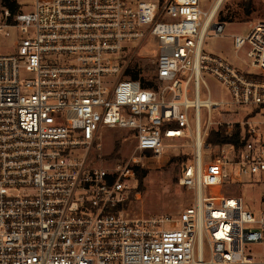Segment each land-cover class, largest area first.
I'll use <instances>...</instances> for the list:
<instances>
[{
  "label": "built area",
  "instance_id": "1",
  "mask_svg": "<svg viewBox=\"0 0 264 264\" xmlns=\"http://www.w3.org/2000/svg\"><path fill=\"white\" fill-rule=\"evenodd\" d=\"M216 1L205 10L200 0H32L11 22L4 10L0 35L21 37L0 51V264H264L250 249L264 242V211L245 208L238 190L264 175V140L246 137L245 118L264 109V21L230 35L240 63L209 54L210 29H226L218 10L208 22ZM148 36L154 79L133 78ZM207 74L229 99L212 98ZM236 124L238 145L207 143L210 129ZM105 128L130 131L140 156L192 137L180 184L194 203L174 217L135 215L140 158L97 162Z\"/></svg>",
  "mask_w": 264,
  "mask_h": 264
},
{
  "label": "rangeland",
  "instance_id": "2",
  "mask_svg": "<svg viewBox=\"0 0 264 264\" xmlns=\"http://www.w3.org/2000/svg\"><path fill=\"white\" fill-rule=\"evenodd\" d=\"M17 1L21 4L22 10L32 9L27 5L32 3V0ZM214 1L200 0V5L207 10ZM4 19V6L0 0V22ZM216 20L225 22V35L214 36L213 29H210L203 48L209 54L222 55L232 63L238 64L239 59L245 58V54L244 52L238 55L235 53L230 35L236 32H246L250 24L264 21V0H224L218 8ZM10 31V36L0 35L2 53L14 52L15 42L21 37L17 31ZM157 56V43L148 36L138 47L130 66L139 70V76L142 78L152 80L156 72ZM205 78L211 88L213 99L230 98L228 89L218 79L209 74L205 75ZM248 112L245 117L249 121L246 128L249 130L247 137L264 140V109L256 108ZM228 114L230 115L224 116L227 120H242V115H245L244 112L243 114L240 112L239 114ZM212 116L214 120L222 117L215 109L212 111ZM164 142L166 148L162 156L154 157L151 153L140 156L139 152H135V140L130 131L121 128H105L101 131L100 140L92 150L91 156L97 162H100L102 158L103 163L117 159L130 161L136 154L138 155L140 159L135 167L146 171V175L141 182L136 178L132 180L129 192V208L137 216L167 215L174 217L194 203V192L180 184V176L182 164L187 160L188 163H193L195 142L190 136L166 138ZM238 190L242 193L245 208L253 210L257 215L264 211V175L243 179ZM250 249L260 258H264V242L252 245Z\"/></svg>",
  "mask_w": 264,
  "mask_h": 264
},
{
  "label": "trees",
  "instance_id": "3",
  "mask_svg": "<svg viewBox=\"0 0 264 264\" xmlns=\"http://www.w3.org/2000/svg\"><path fill=\"white\" fill-rule=\"evenodd\" d=\"M2 6H4V10L8 9L10 12V16L8 17V21H14L15 16L20 11V3L17 0H1ZM130 72V71H129ZM139 70L131 71L133 78H139ZM145 85H152L150 82H145ZM243 128L236 124L230 133H228L226 126H221L218 129H210L207 135L206 141L212 145H224V144H235L238 145L241 143V132ZM248 134H246L247 137ZM248 138V137H247ZM136 179L141 182L145 175L146 171L136 168Z\"/></svg>",
  "mask_w": 264,
  "mask_h": 264
},
{
  "label": "bare ground",
  "instance_id": "4",
  "mask_svg": "<svg viewBox=\"0 0 264 264\" xmlns=\"http://www.w3.org/2000/svg\"><path fill=\"white\" fill-rule=\"evenodd\" d=\"M224 0H217L216 1V4H215V6H214V9H213V12H212V15H211V17L209 18V20H208V22L211 20V18H212V16L214 15V13L218 10V8L220 7V5L222 4V2H223ZM181 132H179V133H173V134H180Z\"/></svg>",
  "mask_w": 264,
  "mask_h": 264
}]
</instances>
